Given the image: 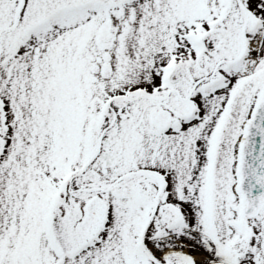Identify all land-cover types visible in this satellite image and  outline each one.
Masks as SVG:
<instances>
[{
    "label": "snow or ice",
    "instance_id": "1",
    "mask_svg": "<svg viewBox=\"0 0 264 264\" xmlns=\"http://www.w3.org/2000/svg\"><path fill=\"white\" fill-rule=\"evenodd\" d=\"M0 264H264V0H0Z\"/></svg>",
    "mask_w": 264,
    "mask_h": 264
}]
</instances>
